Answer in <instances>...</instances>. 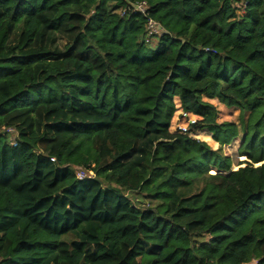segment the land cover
<instances>
[{
  "label": "trees",
  "instance_id": "1",
  "mask_svg": "<svg viewBox=\"0 0 264 264\" xmlns=\"http://www.w3.org/2000/svg\"><path fill=\"white\" fill-rule=\"evenodd\" d=\"M0 264H264V0H0Z\"/></svg>",
  "mask_w": 264,
  "mask_h": 264
},
{
  "label": "rangeland",
  "instance_id": "2",
  "mask_svg": "<svg viewBox=\"0 0 264 264\" xmlns=\"http://www.w3.org/2000/svg\"><path fill=\"white\" fill-rule=\"evenodd\" d=\"M237 3L240 5L239 2H237ZM149 30L150 31L151 30L156 31L158 33H160V31H161V29L157 25L156 26H150ZM203 99L209 101L210 103H212L215 106V108L217 110V116H216L217 122H229L230 121V122H233L235 124H239V118L240 117H239V109L237 107L226 106L223 103L217 101V99H215V98L210 99V98L203 96ZM175 102H176V100H175ZM186 117L197 118V116L192 114V113ZM185 123H187L185 116L180 115V109L176 106V109H175L173 116L171 118L170 130L176 132V131H178L177 130L178 125H185ZM13 131H14L13 129L9 130L10 134H8V137H9L8 140H10L12 142H14L13 138L16 135V133ZM189 135L192 138H196V139L205 141L213 149H216L218 146L217 142H215V140L213 139L211 133L208 132L207 130L196 131L193 133H189ZM241 136H242V134L240 132H238L237 136L233 137L228 143H226L222 146V153L229 156V158L231 160V164H232L231 165L232 169L237 168L239 161L247 159L245 156H239L237 154V148H238V145L240 144ZM210 172H213V169H210Z\"/></svg>",
  "mask_w": 264,
  "mask_h": 264
},
{
  "label": "built area",
  "instance_id": "3",
  "mask_svg": "<svg viewBox=\"0 0 264 264\" xmlns=\"http://www.w3.org/2000/svg\"><path fill=\"white\" fill-rule=\"evenodd\" d=\"M135 8L138 9V10H140L142 13H145V12H146V8H147V6H146L145 2L142 1V2H140V3H137V4L135 5ZM148 26H149V28H150V26H156V24H155V22H154L152 19H149ZM156 30H157V29H156ZM189 114H191V113H190V112H185V111H180V115L185 116L187 123H185V125H178L177 130H178L179 132H186L187 124L193 122V121L196 119V118H189V117H186V116H188ZM10 130H11V129H10ZM51 159H53V158H51ZM88 173H89V174H88ZM75 174H76V177H77V178L82 179V178H84V177H86V176H88V175H91L92 172H91V171L87 172V171H85V170H83V169H78V170L75 171Z\"/></svg>",
  "mask_w": 264,
  "mask_h": 264
}]
</instances>
